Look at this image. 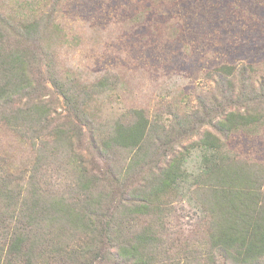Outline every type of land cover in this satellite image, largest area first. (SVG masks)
<instances>
[{"label": "trees", "instance_id": "obj_1", "mask_svg": "<svg viewBox=\"0 0 264 264\" xmlns=\"http://www.w3.org/2000/svg\"><path fill=\"white\" fill-rule=\"evenodd\" d=\"M14 10L0 3V125L27 155L0 154V264H264V162L223 141L264 124V61L215 66V92L169 118L105 119L110 74L57 72L54 12Z\"/></svg>", "mask_w": 264, "mask_h": 264}, {"label": "rangeland", "instance_id": "obj_2", "mask_svg": "<svg viewBox=\"0 0 264 264\" xmlns=\"http://www.w3.org/2000/svg\"><path fill=\"white\" fill-rule=\"evenodd\" d=\"M0 3L13 11L36 8L54 12L63 35L53 42L56 71L78 73L91 83L106 74H110V82L113 80L106 94L96 100L108 115L105 119H113L111 116L125 107H143L150 112L160 109L164 118H169V108L175 104L184 108L185 101L193 105L200 96L215 92L211 74L215 66L264 61V0ZM47 85L53 95L52 81L48 79ZM62 103H53L59 113H63ZM4 129L0 125V154L26 159L19 137ZM223 141L238 156L264 162V124L254 132L232 133ZM193 157L186 162L191 171L197 168ZM174 206L182 225L175 227L190 235L194 223L190 206L184 200Z\"/></svg>", "mask_w": 264, "mask_h": 264}]
</instances>
